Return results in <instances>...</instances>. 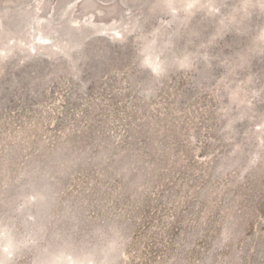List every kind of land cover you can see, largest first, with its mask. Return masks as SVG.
I'll use <instances>...</instances> for the list:
<instances>
[{
	"label": "rangeland",
	"instance_id": "1",
	"mask_svg": "<svg viewBox=\"0 0 264 264\" xmlns=\"http://www.w3.org/2000/svg\"><path fill=\"white\" fill-rule=\"evenodd\" d=\"M0 264H264V0H0Z\"/></svg>",
	"mask_w": 264,
	"mask_h": 264
},
{
	"label": "clouds",
	"instance_id": "2",
	"mask_svg": "<svg viewBox=\"0 0 264 264\" xmlns=\"http://www.w3.org/2000/svg\"><path fill=\"white\" fill-rule=\"evenodd\" d=\"M5 251H6V252L8 251V248H7V246H5Z\"/></svg>",
	"mask_w": 264,
	"mask_h": 264
},
{
	"label": "bare ground",
	"instance_id": "3",
	"mask_svg": "<svg viewBox=\"0 0 264 264\" xmlns=\"http://www.w3.org/2000/svg\"><path fill=\"white\" fill-rule=\"evenodd\" d=\"M40 37V36H39ZM44 40V39H43Z\"/></svg>",
	"mask_w": 264,
	"mask_h": 264
}]
</instances>
